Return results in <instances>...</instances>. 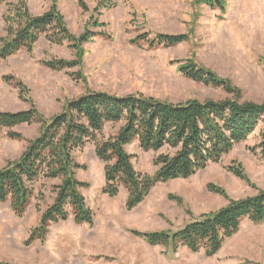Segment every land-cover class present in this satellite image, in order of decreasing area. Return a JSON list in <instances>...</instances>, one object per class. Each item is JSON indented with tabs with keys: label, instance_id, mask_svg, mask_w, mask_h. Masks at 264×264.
<instances>
[{
	"label": "rangeland",
	"instance_id": "obj_1",
	"mask_svg": "<svg viewBox=\"0 0 264 264\" xmlns=\"http://www.w3.org/2000/svg\"><path fill=\"white\" fill-rule=\"evenodd\" d=\"M18 1L6 3L16 5ZM21 1L31 15L39 16L48 11L52 0ZM82 1L87 12L77 0H56L69 30L76 36L86 30L106 36H95L85 44L82 64L72 70L56 72L42 66L44 60L75 59V52L67 45H51L43 38L31 54L21 51L1 61L0 112L27 111L34 106L48 120L61 111L66 100L86 91L119 96L137 93L172 104L231 98L220 89L182 76L178 67L189 60L230 81L240 89L241 101L264 102V0H218L222 9L205 0H109L113 7L100 11L99 27H92V18L97 16L93 10L103 0ZM6 9L5 5L0 7V38L4 35L2 16ZM157 34L185 35L187 40L170 48L131 43L141 35L151 39ZM78 71L82 79L69 76ZM17 82L25 86L26 99L20 97ZM117 128L107 125L104 136L114 135ZM12 130L22 139H8L6 130L0 134V169L21 155L27 141L37 137L39 126L20 125ZM257 134L258 129L218 164H210L188 179L158 184L131 211L125 208L123 189L115 198L101 193L103 164L95 156L94 145L87 144L75 151L73 158L85 167L76 172V178L88 185L81 193L93 211L92 224H75L70 217L51 225L44 242L26 245L41 212L53 202L52 188L59 184L40 180L34 187L35 197L21 217L13 214L9 202L0 203V264H264V224L247 220L212 257L202 252L192 254L182 247L172 252L150 246L130 233L173 232L219 210L228 200L264 190V163L255 149ZM125 149L136 171L155 172L152 162L158 154L142 151L137 143ZM237 165L253 187L227 170ZM209 186L222 189L225 197L211 192Z\"/></svg>",
	"mask_w": 264,
	"mask_h": 264
},
{
	"label": "trees",
	"instance_id": "obj_2",
	"mask_svg": "<svg viewBox=\"0 0 264 264\" xmlns=\"http://www.w3.org/2000/svg\"><path fill=\"white\" fill-rule=\"evenodd\" d=\"M6 2L0 0V7H7L2 16L4 35L0 38V62L21 51L31 54L36 43L43 38L51 45H67L75 52V59L44 60L42 66L56 72L72 70L82 64L83 46L95 36H106L87 30L79 36L74 35L57 10L56 0H52L48 11L39 16L31 15L21 0L16 5ZM205 3L222 9L218 0H205ZM77 4L84 12L88 11L82 0H77ZM112 7L109 0L100 2L93 10L97 16L92 18V27L101 26L98 23L100 11ZM186 40L185 35L157 34L151 39L148 35H141L131 43L170 48ZM178 72L192 82L220 89L231 98L205 102L192 99L172 104L137 93L119 96L86 91L76 99L66 100L61 111L48 120L34 106L27 111L0 112V134L6 130L10 140L22 139L12 130L17 126H39L37 137L27 141L21 155L0 169V203L9 202L13 214L21 217L35 197L34 187L38 181L59 182L52 188V204L41 212L38 225L31 231L26 245L34 241L44 242L51 225L65 222L70 217L75 224H92L93 211L81 193L88 185L76 178V172L85 170V167L73 158V153L87 144L94 145L95 156L103 164L101 193L115 198L123 189L127 211L140 205L158 184L188 179L208 165L218 164L257 129L259 142L255 149L264 163V102L241 101L240 89L191 60L180 65ZM69 76L74 80L82 79L79 71ZM16 87L20 90V97L26 99L23 97L27 93L25 86L17 82ZM107 125L118 126L114 135L104 136ZM133 143L144 152L158 154L152 162L156 169L152 175L134 169L132 156L125 149ZM227 170L253 187L240 165ZM208 188L225 197L222 189ZM244 220L264 224V190H258L251 197L228 200L227 205L219 210L173 232L130 233L150 246H160L172 252L182 247L192 254L202 252L206 257H212L238 232Z\"/></svg>",
	"mask_w": 264,
	"mask_h": 264
}]
</instances>
